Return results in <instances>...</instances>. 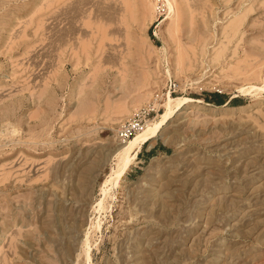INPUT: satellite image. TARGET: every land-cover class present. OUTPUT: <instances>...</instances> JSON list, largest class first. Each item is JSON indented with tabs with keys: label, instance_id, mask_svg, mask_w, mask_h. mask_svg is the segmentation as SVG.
<instances>
[{
	"label": "rangeland",
	"instance_id": "374dc122",
	"mask_svg": "<svg viewBox=\"0 0 264 264\" xmlns=\"http://www.w3.org/2000/svg\"><path fill=\"white\" fill-rule=\"evenodd\" d=\"M171 2L0 0V264H264V0Z\"/></svg>",
	"mask_w": 264,
	"mask_h": 264
},
{
	"label": "bare ground",
	"instance_id": "6f19581e",
	"mask_svg": "<svg viewBox=\"0 0 264 264\" xmlns=\"http://www.w3.org/2000/svg\"><path fill=\"white\" fill-rule=\"evenodd\" d=\"M168 1H169V5H170L171 10H174V8H175L174 5L176 2H174V5H173L171 0H168ZM126 2H127V0H126ZM123 3H125V2H123ZM176 9H177V7H176ZM176 9H175V11H176ZM176 13H178V12H176ZM231 29L233 30V28H231ZM235 30H236V28H235ZM226 31H228V30H226ZM230 37H231V35H230ZM168 73H170V70L168 71ZM243 91H245L244 88H243ZM164 96H165V98L162 101V105L164 108L163 112L158 114V116L155 117L154 119H150L147 122L146 127L142 131L138 132L130 140L125 141L124 145L122 147H120L118 154H117V156H118V165L116 168L117 170L114 171L115 175L113 177H111L110 181L119 182L118 180L131 167L130 165L137 158V155L140 152V150L142 149L143 145L146 144L147 142L155 139L159 135V133L162 131V129L168 124V122L174 116V114L176 112L184 109L186 104L191 106L195 102H198V103L202 102V99H195V98L186 97V96H176L175 97L171 93H166V95H164ZM108 182H106V183H108ZM110 190H111V188H110ZM108 192L109 191L105 190L104 194L107 195ZM103 205H104V203H103V201H101L100 207H102ZM87 254L89 256V250L87 251Z\"/></svg>",
	"mask_w": 264,
	"mask_h": 264
},
{
	"label": "built area",
	"instance_id": "2783aa9c",
	"mask_svg": "<svg viewBox=\"0 0 264 264\" xmlns=\"http://www.w3.org/2000/svg\"><path fill=\"white\" fill-rule=\"evenodd\" d=\"M154 107L148 106L136 112L133 118L118 130L119 139L125 142L134 137L138 132L142 131L146 127L147 122L151 119L150 116L152 112H156V108ZM158 112L159 111L157 110V113Z\"/></svg>",
	"mask_w": 264,
	"mask_h": 264
},
{
	"label": "trees",
	"instance_id": "16d2710c",
	"mask_svg": "<svg viewBox=\"0 0 264 264\" xmlns=\"http://www.w3.org/2000/svg\"><path fill=\"white\" fill-rule=\"evenodd\" d=\"M214 97L216 98V99H214V102H216L219 105L225 104V103H227L229 101V97L228 96H225V95L220 94V93L219 94H214ZM206 100H207V102H213L209 98H206ZM237 101L238 100H233L232 99V100L229 101V103L230 104H235ZM156 151H157V148H154L147 155L154 154V152H156Z\"/></svg>",
	"mask_w": 264,
	"mask_h": 264
},
{
	"label": "crops",
	"instance_id": "0c3cea01",
	"mask_svg": "<svg viewBox=\"0 0 264 264\" xmlns=\"http://www.w3.org/2000/svg\"><path fill=\"white\" fill-rule=\"evenodd\" d=\"M149 142H150V141H149ZM149 142H147L146 145H148ZM144 145H145V144H144ZM154 148H155V147L151 148V149L149 150V152H150L152 149H154ZM149 152H148V153H149Z\"/></svg>",
	"mask_w": 264,
	"mask_h": 264
}]
</instances>
